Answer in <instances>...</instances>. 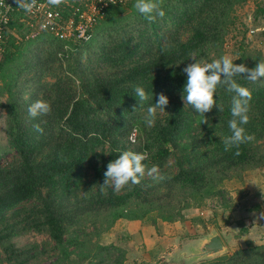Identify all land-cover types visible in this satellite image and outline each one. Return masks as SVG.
<instances>
[{
    "label": "trees",
    "instance_id": "16d2710c",
    "mask_svg": "<svg viewBox=\"0 0 264 264\" xmlns=\"http://www.w3.org/2000/svg\"><path fill=\"white\" fill-rule=\"evenodd\" d=\"M247 1L158 0L164 14L157 11L148 19L135 0H126L106 7L87 41L60 39L48 31L33 36L28 19L14 13L0 51L7 136L0 157L15 153L12 162L0 165V252L5 255L0 264H32L37 257L33 248L14 242L30 229L55 241L53 251L59 253L49 264L88 259L89 264H109L111 246L97 243L85 254L86 243L92 241L86 223L108 230L120 219L143 220L152 213L154 225L158 219H200L197 207L219 197L228 179L264 168V77H234L251 93L249 120L243 125L251 139L227 149L235 90L227 83L217 85L218 107L205 113L206 122L182 99L184 66L225 54L226 37L236 24L234 9ZM263 13L259 7L256 15ZM233 59L254 68L264 52L241 42ZM137 85L146 89V99L139 101ZM161 92L169 97L167 112L157 109L155 124L149 126L148 106ZM38 99L48 101L51 111L33 117L29 106ZM133 129L138 132L135 142L129 138ZM128 149L146 152L145 171L158 165L160 177L143 175L139 183L119 190L111 181L103 185L107 164ZM172 158L174 173L166 169ZM85 165L93 170L90 179L84 178ZM82 186L86 192L80 198ZM26 203L31 205L27 208ZM260 209L256 205L250 211ZM211 214L217 216L207 210L201 219L210 220ZM225 225L233 226L235 236L247 231L231 214ZM73 228L78 229L76 237ZM70 246L79 249L76 255ZM201 264H264V243Z\"/></svg>",
    "mask_w": 264,
    "mask_h": 264
},
{
    "label": "rangeland",
    "instance_id": "374dc122",
    "mask_svg": "<svg viewBox=\"0 0 264 264\" xmlns=\"http://www.w3.org/2000/svg\"><path fill=\"white\" fill-rule=\"evenodd\" d=\"M259 7L264 8V0H249L237 5L234 9L233 17L236 24L230 28L226 37L225 54L231 55L232 58L237 57L241 42L247 44L250 49L257 48L264 52V36L262 35L264 13L256 15ZM5 101L6 97L0 98V153L7 146L6 111L2 106ZM260 144L264 149V139ZM14 158L13 151L4 154L0 157V165L12 162ZM166 169L172 173L177 171L173 158L170 159ZM84 172L86 173L85 179L87 177L90 179L93 175L92 168L86 167V165ZM158 173V176L156 174L149 175L145 171L144 175L160 177L161 171L158 170ZM111 186L114 187L113 182H111ZM221 188L222 194L219 197L209 198L201 204L202 206L197 207L201 212L200 219L187 218L184 221L174 222L158 219L157 224L154 225L152 220L155 218V214L152 213L143 220H134L136 221L134 223L130 220L120 219L108 230L100 223H86L85 232L91 234L92 241L86 243L84 252L87 254L99 243L103 246L113 247L109 249L111 256H107L109 264L110 262L111 264H201L219 256L192 262L185 258H174L173 255L179 256L180 253L188 252L190 246L215 231L228 237L226 240L228 251L223 255H232L241 247L264 243V168L250 169L240 177L234 176L228 179ZM84 192L86 191L82 186L80 198L84 197ZM30 205L31 203L25 204L27 208ZM256 205H260V211L251 212L250 210ZM207 210L215 212L217 216L211 214L210 220L201 219L202 212ZM26 213L23 214L26 215ZM229 214L233 215V220L241 227L247 228V231H244L240 236H235V230L230 229L233 226L225 225V219ZM91 217H94V214ZM135 223L137 226H134ZM75 230L78 229H71L76 237ZM14 242L21 248L29 246L33 248L31 252L37 253V257L32 260V264H49L57 259L59 253L58 250H56L57 252L53 251L56 243L50 235L35 229H30L23 236L15 238ZM70 250L74 251L75 255L79 251L73 246H70ZM75 255L73 258L76 257ZM4 257L5 255L0 252V260ZM82 264H89V259Z\"/></svg>",
    "mask_w": 264,
    "mask_h": 264
},
{
    "label": "clouds",
    "instance_id": "9594fccd",
    "mask_svg": "<svg viewBox=\"0 0 264 264\" xmlns=\"http://www.w3.org/2000/svg\"><path fill=\"white\" fill-rule=\"evenodd\" d=\"M33 2L34 0H18L19 6L27 11H31ZM135 7L140 13L145 14L148 19H154V13L157 11L160 15L164 14L163 9L159 7L158 0H135ZM192 55L194 56L195 53ZM234 61L231 55L224 54L211 61L193 60L187 63L182 70L186 74L182 99L192 105L196 112L204 116L213 106L218 107L215 94L219 83H227L237 93L232 99L230 109L232 118L228 121V124L232 134L226 137V149L251 139L250 135H246V130L243 127L249 120L248 98H250L251 93L246 87L240 86L234 77L241 73H248L247 78L250 80L264 77V60L258 62L254 68H248L244 63H235ZM135 93L139 97V101L147 98L146 89L142 85L135 87ZM168 104L169 97L163 92L159 93L156 102L148 106L145 117L146 124L149 126L154 125L157 109L164 112ZM50 111L51 104L42 99L34 101L29 106V113L33 117ZM206 121L207 117L205 116ZM36 128L42 131L39 124L36 125ZM146 158V152H137L131 149L123 150L120 155L107 164L103 185L111 181L114 183L115 189L119 190L129 182L139 183L147 168V165L142 162ZM158 167V165H153L148 168V174L158 176Z\"/></svg>",
    "mask_w": 264,
    "mask_h": 264
},
{
    "label": "built area",
    "instance_id": "2783aa9c",
    "mask_svg": "<svg viewBox=\"0 0 264 264\" xmlns=\"http://www.w3.org/2000/svg\"><path fill=\"white\" fill-rule=\"evenodd\" d=\"M126 0H34L31 11L19 6L18 0H0V51L4 48L5 33L14 13H23L33 36L48 31L55 37L76 41H87L92 36L95 24L104 16L111 4ZM133 129L130 140L137 139Z\"/></svg>",
    "mask_w": 264,
    "mask_h": 264
},
{
    "label": "water",
    "instance_id": "95a60500",
    "mask_svg": "<svg viewBox=\"0 0 264 264\" xmlns=\"http://www.w3.org/2000/svg\"><path fill=\"white\" fill-rule=\"evenodd\" d=\"M228 251V243L219 231L206 235L188 248V252L173 255L174 258L187 259L195 262L221 256Z\"/></svg>",
    "mask_w": 264,
    "mask_h": 264
},
{
    "label": "crops",
    "instance_id": "0c3cea01",
    "mask_svg": "<svg viewBox=\"0 0 264 264\" xmlns=\"http://www.w3.org/2000/svg\"><path fill=\"white\" fill-rule=\"evenodd\" d=\"M134 222H136V221H133V223H134ZM134 226H137V225H136V223H135V225H134Z\"/></svg>",
    "mask_w": 264,
    "mask_h": 264
}]
</instances>
